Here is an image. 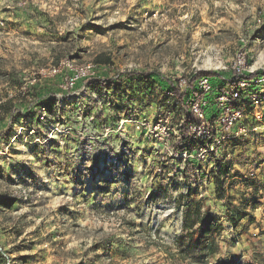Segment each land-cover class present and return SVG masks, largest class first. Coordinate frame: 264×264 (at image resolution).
I'll use <instances>...</instances> for the list:
<instances>
[{
	"label": "rangeland",
	"instance_id": "rangeland-1",
	"mask_svg": "<svg viewBox=\"0 0 264 264\" xmlns=\"http://www.w3.org/2000/svg\"><path fill=\"white\" fill-rule=\"evenodd\" d=\"M239 50L253 75L264 68V0H0V105L28 104L43 86L65 93L68 69H41L101 61L97 80L78 81L43 119L17 113L0 139V264H187L167 251L196 201L222 225L208 264H264V128L178 170L137 127L169 106L165 92L144 74L109 81L213 72L211 116L217 72ZM217 180L248 211L235 228Z\"/></svg>",
	"mask_w": 264,
	"mask_h": 264
},
{
	"label": "built area",
	"instance_id": "built-area-1",
	"mask_svg": "<svg viewBox=\"0 0 264 264\" xmlns=\"http://www.w3.org/2000/svg\"><path fill=\"white\" fill-rule=\"evenodd\" d=\"M97 67L98 65L91 61L78 65L61 62L41 69L39 75L56 76L61 73L62 68L68 69L69 73L59 84L65 93L60 96L51 95L54 102L59 104V101L67 100L69 91L78 81L97 80ZM225 69L227 68L223 70ZM228 70L233 79L229 78L222 86V90L215 88V95L211 100L215 110L211 111V116H207L208 111L205 110L209 102L207 95L213 89L209 77L203 75L196 80L194 87L191 88L195 93L191 94L189 101L186 102L178 93L190 89V82L188 76H179L174 79L179 92L173 90L165 92L169 106L159 107L154 123L147 118L138 122L137 127L141 126L145 130L146 138L152 141V146L162 161L167 157L175 158L178 162L177 169L183 170L192 160L217 153L226 140L239 139L250 131L258 133L264 128V86H260L264 84V68L249 77L248 75L253 74L256 69L249 65L245 51L239 50ZM35 81V77L31 79L32 83ZM92 81L86 84L87 89ZM248 87L251 89L244 92ZM247 107L249 110L245 111ZM190 112L194 119L190 118ZM45 114L46 109L42 108L39 118L43 119ZM246 121L251 123L245 124ZM248 125H251V128ZM187 142L189 145L185 147ZM214 156V159L218 158Z\"/></svg>",
	"mask_w": 264,
	"mask_h": 264
},
{
	"label": "trees",
	"instance_id": "trees-1",
	"mask_svg": "<svg viewBox=\"0 0 264 264\" xmlns=\"http://www.w3.org/2000/svg\"><path fill=\"white\" fill-rule=\"evenodd\" d=\"M105 60L108 61V59ZM96 62V65L101 63L100 59H97ZM257 73L259 72L257 71ZM117 74L118 76L116 78L109 80L113 84H118L124 82L126 79L135 78L139 74H144L148 80H151L152 83H156L162 91L166 92L168 90H173L176 93L179 92L175 87V80L164 78L155 71L143 73L129 71ZM212 74L214 73L195 72L194 74L189 75L190 89L188 88L178 93L181 99L188 102L191 94L195 93L191 88L194 87L196 80L203 75L209 76ZM217 75L224 77L222 78L224 82L218 87L220 90L223 89L222 86L228 80L225 75H229V78L233 79L231 72H217ZM248 76L251 77L253 74H249ZM94 85L93 81L90 82L88 89L94 88ZM50 92V88L43 86L40 89H34V98L30 100L28 104L22 100L11 105L9 103H3L0 105V110L4 113H2L4 116L0 118V139L8 134L13 120L16 115H18L17 113L26 116L32 115L33 118L39 117L43 107L48 108L50 105H55L56 103ZM4 106H6L5 112L3 111ZM190 118L194 119L191 112ZM216 198L224 202V207L227 210V222H229L232 227H237L240 221L248 215V211L242 206V204H233L230 197H224V189L218 180L216 181ZM200 208L201 202L198 201L188 207L183 222V227L186 230V233L178 238V248L175 252L167 251L169 258L177 259L181 262H187V264H208V258L218 251L219 247L214 235L222 229V225L215 222L211 217L206 218V214L202 213ZM184 241H187L186 245L183 244Z\"/></svg>",
	"mask_w": 264,
	"mask_h": 264
},
{
	"label": "bare ground",
	"instance_id": "bare-ground-1",
	"mask_svg": "<svg viewBox=\"0 0 264 264\" xmlns=\"http://www.w3.org/2000/svg\"><path fill=\"white\" fill-rule=\"evenodd\" d=\"M206 63H207V64H212L210 58L207 59Z\"/></svg>",
	"mask_w": 264,
	"mask_h": 264
}]
</instances>
